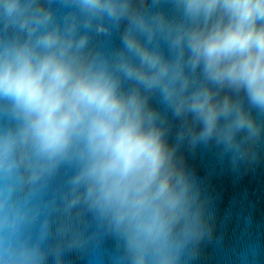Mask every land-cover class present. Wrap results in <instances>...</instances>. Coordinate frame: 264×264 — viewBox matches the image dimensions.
I'll use <instances>...</instances> for the list:
<instances>
[{
  "label": "clouds",
  "instance_id": "clouds-1",
  "mask_svg": "<svg viewBox=\"0 0 264 264\" xmlns=\"http://www.w3.org/2000/svg\"><path fill=\"white\" fill-rule=\"evenodd\" d=\"M262 137L264 0H0V264H100L108 235L188 264L211 215L178 145Z\"/></svg>",
  "mask_w": 264,
  "mask_h": 264
},
{
  "label": "water",
  "instance_id": "water-1",
  "mask_svg": "<svg viewBox=\"0 0 264 264\" xmlns=\"http://www.w3.org/2000/svg\"><path fill=\"white\" fill-rule=\"evenodd\" d=\"M109 44L119 45V33ZM152 104L163 107L156 98ZM168 124L169 144L176 145L182 121L168 113ZM254 152L255 159L234 165L214 141L193 148L186 139L178 145L177 156L196 176L211 215V236L200 242L188 264H264V137ZM118 247L115 237H103L97 249L100 264H112ZM65 262L92 264V257L72 251Z\"/></svg>",
  "mask_w": 264,
  "mask_h": 264
}]
</instances>
